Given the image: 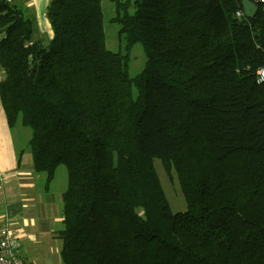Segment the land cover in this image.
Returning a JSON list of instances; mask_svg holds the SVG:
<instances>
[{
  "label": "trees",
  "instance_id": "obj_1",
  "mask_svg": "<svg viewBox=\"0 0 264 264\" xmlns=\"http://www.w3.org/2000/svg\"><path fill=\"white\" fill-rule=\"evenodd\" d=\"M110 1L145 53L133 78L105 47L101 0H49L45 45L33 12L0 0L6 123L30 129L46 187L66 169L61 264H264L263 4L246 18L241 0Z\"/></svg>",
  "mask_w": 264,
  "mask_h": 264
},
{
  "label": "crops",
  "instance_id": "obj_2",
  "mask_svg": "<svg viewBox=\"0 0 264 264\" xmlns=\"http://www.w3.org/2000/svg\"><path fill=\"white\" fill-rule=\"evenodd\" d=\"M48 1L24 0V7L33 10L39 34L49 37ZM2 75L0 69V79ZM30 135L20 123L7 125L0 102V229L7 226L12 231L24 264H61L56 233L62 226L65 185L53 189V179L46 187L44 174L33 170Z\"/></svg>",
  "mask_w": 264,
  "mask_h": 264
},
{
  "label": "rangeland",
  "instance_id": "obj_3",
  "mask_svg": "<svg viewBox=\"0 0 264 264\" xmlns=\"http://www.w3.org/2000/svg\"><path fill=\"white\" fill-rule=\"evenodd\" d=\"M10 2L17 5L18 7H22V5H24V0H10ZM29 10L33 12L32 9ZM101 10L103 16L102 19L105 47L112 52H121L122 54H126L127 73L129 77L133 78L143 70L145 64L146 57L142 45L140 43H134L128 48L126 47L124 36H119L118 34L119 25L110 20L114 16V5L110 0H101ZM34 18V35L38 36L39 31ZM51 36L52 32L49 37L48 35L44 34L40 37L44 45L48 44ZM132 91L135 93L134 88H132ZM153 165L157 171L171 211L184 212L186 210V205L175 174L172 173V177H168V175L163 171L158 158H154ZM53 179V189L62 187L64 185V188L66 187L67 174L64 165H59L56 168Z\"/></svg>",
  "mask_w": 264,
  "mask_h": 264
},
{
  "label": "built area",
  "instance_id": "obj_4",
  "mask_svg": "<svg viewBox=\"0 0 264 264\" xmlns=\"http://www.w3.org/2000/svg\"><path fill=\"white\" fill-rule=\"evenodd\" d=\"M264 8V0H260ZM243 14L242 11L237 10L235 15L237 17ZM258 81L264 79V70L260 68L257 72ZM17 242L14 239L12 231L7 227L0 229V264H24L17 252Z\"/></svg>",
  "mask_w": 264,
  "mask_h": 264
},
{
  "label": "water",
  "instance_id": "obj_5",
  "mask_svg": "<svg viewBox=\"0 0 264 264\" xmlns=\"http://www.w3.org/2000/svg\"><path fill=\"white\" fill-rule=\"evenodd\" d=\"M241 8L246 18H252L257 11L256 3L250 0H241Z\"/></svg>",
  "mask_w": 264,
  "mask_h": 264
}]
</instances>
